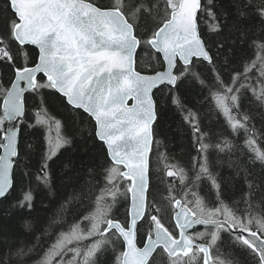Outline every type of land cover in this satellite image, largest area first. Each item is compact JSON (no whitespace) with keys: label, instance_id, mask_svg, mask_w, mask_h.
Segmentation results:
<instances>
[{"label":"snow or ice","instance_id":"snow-or-ice-1","mask_svg":"<svg viewBox=\"0 0 264 264\" xmlns=\"http://www.w3.org/2000/svg\"><path fill=\"white\" fill-rule=\"evenodd\" d=\"M0 3V93L4 94L0 174L7 173L6 184L0 181V205L15 189L22 166L29 182L36 179L29 164L34 146L25 143L23 132L25 125L30 127L33 120L41 123L39 116L46 114L58 139L56 150L40 157L41 179L56 189L53 162L87 136L99 143L104 159L81 161L85 172H74L72 193L87 197L89 178H103L109 186L110 201L86 217L91 228L76 238L87 243L83 250H70L74 255L68 264H81L80 258L82 264H157L158 257L166 258L167 264H178L184 257H199L202 264H248L249 258L264 264V79L259 90L255 83H247L257 61L264 65V0H115L107 5L93 0H40L23 34L14 0ZM220 33L229 37L224 55L218 51L225 49L224 43L213 49L207 39ZM142 53L154 55L159 67L149 63L138 70ZM234 55L240 56L243 72L232 64ZM193 83L204 95L191 105L184 88ZM52 92L59 94L69 112L84 117L75 133L50 110ZM212 98L228 114L231 132H245L244 157L230 173L215 167L204 142L200 105ZM246 105L253 107L242 119L233 117V110L243 111ZM165 107L187 113L184 122L192 129L196 156L187 171L169 166L164 173L167 183L179 178L182 194L178 197L169 188L160 201L153 196L149 153L159 136L154 125ZM32 110L35 116L30 115ZM257 115L259 139L252 124ZM6 120L17 123L5 127ZM231 132L224 130L227 135ZM63 168L71 170L67 163ZM120 178L130 182L125 192L130 204L123 220L115 214ZM32 199L21 190L12 203L14 209L25 211L23 221L34 207L28 203ZM257 201L260 216L253 215ZM165 202L172 210L171 227L164 223ZM194 226L203 230L189 235ZM225 240L231 247L218 261ZM25 248L20 243L7 250L0 245V255L6 264H29ZM58 255L63 264L64 252Z\"/></svg>","mask_w":264,"mask_h":264},{"label":"trees","instance_id":"trees-1","mask_svg":"<svg viewBox=\"0 0 264 264\" xmlns=\"http://www.w3.org/2000/svg\"><path fill=\"white\" fill-rule=\"evenodd\" d=\"M93 2L107 5L115 3V0H93ZM2 8L3 4L0 3V9ZM228 38L225 33L207 37L208 43L213 49L216 48L217 43H224L225 49H218L221 55L226 53ZM253 59L255 60L256 56H253ZM239 60L240 56L234 55L232 64L243 72V64H239ZM136 63L138 70L141 71L149 63L155 67H159L155 64V56L150 57L146 53H142L137 58ZM257 65L256 68L251 70L247 83H255L257 90H259L260 80L264 79V65H261L259 61H257ZM184 94L187 97V102L191 105H194L197 100H203L204 95L194 83L184 88ZM3 95V93H0V117H3L1 111ZM159 95L163 99V94L160 93ZM209 95L210 97H214L215 92L213 91ZM248 95H251V91L248 92ZM48 100L50 110L63 119L66 130L75 133L78 130L79 124L83 123L84 117L69 112L62 98L55 92L49 94ZM250 107L253 106L246 105L243 111L233 110V117L242 119L244 111H247ZM200 111L201 119H203L202 127L205 130L204 142L209 145L210 160L218 170L224 173L232 172L233 168L240 164L244 157L243 149L247 147L243 138L245 135L244 130L241 129L239 134L231 132L228 125V114L217 107L215 98H212L210 102L203 101L200 105ZM35 114L36 110H32L30 113L32 116H35ZM253 114H255L254 108ZM186 117V112L179 109L175 112L171 108L165 107L160 112L156 125H154V130L160 137H157L156 143L152 146L149 161L151 182L155 186L152 190L153 196L160 201L164 200L169 188L174 189V194L178 197L182 194L179 178H173V183L170 185L164 176L165 171L169 166L184 167L187 171L194 162L192 158L196 156L195 147L193 146L194 137L192 136V129L184 122ZM38 119L41 123L33 120L30 127L25 125V131L23 132L25 143L34 146L29 162L30 170L34 175H38H36L35 180L29 182L30 176H25L23 166L17 171L16 187L10 197L0 205V222L4 226L3 232H0V245L5 250L10 247L14 248L19 243L26 245L25 254L31 257L29 264H62V257L60 255H57L54 261L51 262L49 261V257L52 252H57L60 249L57 248V244L60 241L73 242L70 246L66 245L57 252H64L63 264H68V261L72 260L74 255L70 250L76 248L83 250V245L87 243L86 240H78L76 237L91 228V222L86 217L90 218L97 211L100 200L105 204L107 200L105 192L109 188L103 178L99 181L89 178L86 180L89 187L85 189L88 196L82 199L79 192L72 193L71 178L76 171H79L82 175L84 174L85 169L83 165H80L81 161L86 164L89 157H92L99 158L102 162L104 159L101 156L103 149L91 137L85 136L84 140L77 139L73 145L74 150L68 149L63 151L56 161L53 162V175L56 178L54 186L57 190L51 188L49 183L41 179V176L44 174L39 172L40 157L41 155L47 156L53 150H56L58 132L54 123L50 122L48 115L41 114ZM259 120L260 117L257 115L256 119L252 122L255 126L258 139L261 127ZM4 126L6 127V125ZM207 129H212L211 135L207 134ZM225 129L231 132V135L224 134ZM59 135H63L62 130ZM248 135H251V131H249ZM216 145L226 146L221 149L217 148ZM85 148L87 151H85ZM65 163L69 164L70 171L64 172L63 166ZM104 171V169H101V172ZM61 172H64V174L61 175ZM65 180L68 182L65 183ZM119 180H121L124 192L119 197V211L115 214L121 219L124 216L122 213L125 214L127 209V195H125V181L121 178ZM162 180L164 181L163 183L161 182ZM21 190L29 192L33 196V199L28 203L34 206L31 213H27L29 217L24 221L25 211L12 207V203L19 197ZM162 208L165 209V213L163 214L164 223L170 227L173 226V223L169 219L172 213H170V208H168L166 202L162 203ZM260 213L261 209L259 201H257L253 215L260 216ZM142 231H146V227ZM197 231H194L192 235ZM230 247V242L225 240L221 254L216 256V259L218 261L224 259L223 250L227 251ZM80 259L82 264V258ZM0 264H6L3 255H0ZM157 264H167L166 258L158 257ZM178 264H202V262L199 257L191 260L184 257ZM248 264H254V261L249 258Z\"/></svg>","mask_w":264,"mask_h":264},{"label":"water","instance_id":"water-1","mask_svg":"<svg viewBox=\"0 0 264 264\" xmlns=\"http://www.w3.org/2000/svg\"><path fill=\"white\" fill-rule=\"evenodd\" d=\"M39 2L40 0H14L13 8L15 10L16 15L20 17V24L18 25V28H21L22 34H23V31L27 28L28 24H30L31 20L34 18L35 7ZM56 94L59 95L58 93ZM2 104H3V101H2ZM2 104H1V110L3 113ZM129 104H131V101H129ZM15 123L16 121H8V120L5 121L6 127H12ZM151 151H152V148L150 150L149 157H150ZM0 154H2V149H0ZM0 181L6 184L7 182L6 172L0 174ZM129 204H130V194H129ZM195 229H203V227L194 226V228L189 231V234Z\"/></svg>","mask_w":264,"mask_h":264},{"label":"bare ground","instance_id":"bare-ground-1","mask_svg":"<svg viewBox=\"0 0 264 264\" xmlns=\"http://www.w3.org/2000/svg\"><path fill=\"white\" fill-rule=\"evenodd\" d=\"M2 101H3V99H2ZM1 104H2V102H1ZM226 117V116H225ZM228 119V118H227ZM153 146V145H152ZM122 180H123V178H121ZM124 181V180H123ZM129 182H127V181H125V190H126V186H127V184H128ZM117 186L118 187H120V195H119V197L120 196H122V194H123V192H124V188L123 187H121L122 185H121V180H118V183H117ZM105 196H106V201H110V196L108 195V190L105 192ZM102 204H104L103 202H102V200H100V202H99V205H98V207L100 206V205H102ZM129 205V194H127V206ZM170 213H172V210L170 209ZM122 215H124L125 216V214L124 213H122ZM124 216L121 218V220H123V218H124ZM173 224H174V222H172ZM195 230H198V231H200V230H203V229H195ZM73 242H65L64 240H62V241H60L58 244H57V248H59L60 247V249L62 248V247H65L66 245H71ZM60 249H58V251H60ZM57 251V252H58ZM57 252H52V254H51V256L49 257L50 258V262L51 261H54V258L58 255V253Z\"/></svg>","mask_w":264,"mask_h":264},{"label":"rangeland","instance_id":"rangeland-1","mask_svg":"<svg viewBox=\"0 0 264 264\" xmlns=\"http://www.w3.org/2000/svg\"><path fill=\"white\" fill-rule=\"evenodd\" d=\"M60 248V247H59Z\"/></svg>","mask_w":264,"mask_h":264}]
</instances>
